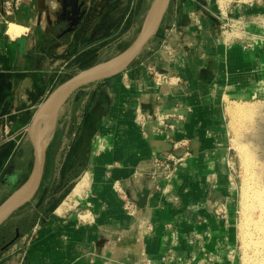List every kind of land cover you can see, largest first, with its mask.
<instances>
[{"label": "crops", "instance_id": "crops-1", "mask_svg": "<svg viewBox=\"0 0 264 264\" xmlns=\"http://www.w3.org/2000/svg\"><path fill=\"white\" fill-rule=\"evenodd\" d=\"M53 1L57 9L37 0L0 22V194L22 147L34 158L28 128L39 105L68 74L101 62L108 37L129 29L128 12H108V0ZM168 14L143 57L90 84L82 115L68 109L90 137L88 170L72 194L81 208L67 199L55 210L49 201L32 206L25 217L37 218L0 252V264H240L225 104L264 96V0L235 5L230 18L220 0H172ZM234 15L237 28L227 33ZM12 23L24 30L11 33ZM151 65L183 82L157 87ZM176 110L184 118L169 120L168 138L158 116ZM174 139H187L190 154L168 185L152 176V158L184 155ZM126 199L136 202L134 215Z\"/></svg>", "mask_w": 264, "mask_h": 264}, {"label": "rangeland", "instance_id": "rangeland-1", "mask_svg": "<svg viewBox=\"0 0 264 264\" xmlns=\"http://www.w3.org/2000/svg\"><path fill=\"white\" fill-rule=\"evenodd\" d=\"M152 1L153 0H108L109 6L110 3H114V5L112 6V10H108V12L116 13V8L121 9V11L118 12H128V17H126V19L124 20L125 24L127 23L129 29L126 33H124L123 36H120L119 39L117 38V36L108 37L106 47L101 50L100 57L96 59L97 61H105L117 55L121 52V50L127 47L137 37L138 33L142 28L145 16ZM261 1L263 0H220V4L222 3L221 5L224 11L228 13V18H230L231 15L229 14V11L234 9L235 5L255 4ZM115 3L121 4L115 6ZM168 12L165 16V24L169 23ZM233 17L235 18V22L233 23L236 25V18L238 17L235 15ZM234 27L237 28L236 26ZM227 29H229L227 28V26L225 29L223 28V30ZM229 30L227 31V33L231 32V28ZM155 36L146 45L148 49H151L153 47L154 44L152 43L156 41ZM230 36L232 37L231 34ZM146 47L137 59L143 57L144 53L148 51ZM69 76L70 75L68 74L67 78ZM59 82H61V79ZM92 85L86 86L81 90H78L76 94L71 96L69 101L61 108L58 115L56 132H60V136L58 139L59 147L54 156V164L52 166V169L50 170V173L48 174L46 179H43L44 187H49L48 201L51 210H55L56 207L63 203L66 199L68 200L67 203L74 205L73 208H81L80 204H76V202L72 198V194L74 193V188L77 184V181L81 178L83 173L88 170L86 169V162L87 157L90 153L89 130H85L82 132L81 123L77 124V122H73L78 121V118L73 119L72 117L67 116H70V114H68V109L71 106L73 107L74 105L75 107L77 106L78 115H82L81 112L83 111V106L87 97L86 94L90 91V89H92ZM231 106L233 108L238 106H244L243 108L251 110L259 109V112L256 114L257 116H255L253 123L258 127H261V130L264 133V96L255 97L252 99H229L225 104L227 129L229 132L228 136L231 156V171L234 177L237 195L236 197L238 199L239 263L264 264V230H261L260 228L255 226L256 222L260 221V218L264 216V210L259 207L260 205L259 203H257V200L254 197V192L258 188L257 179L259 178V176H256L253 172L254 166L252 167L247 158L243 157L246 155L245 152H242L244 150V147L242 148L241 142L237 141L238 137L239 140L240 138L243 139V135L249 127V125L245 122L247 119V114H234L233 108H231ZM65 118H68V121H65ZM75 145L76 150L79 148V150L75 152L78 153V165L80 164L81 167H77L74 170L73 177H70L72 173L69 175V177L67 176L65 180L66 184H64V161L66 160L67 154L70 153V151L75 147ZM20 152L21 153H19L17 157H15L14 160L9 164L5 174L2 177L3 189L0 194V200L5 199L13 190L20 186L24 182L25 177H27V175L29 174V171L31 170L33 164V154L31 147L27 146L26 149L22 147ZM258 152H264V145L258 148ZM4 184L8 186L4 188ZM40 196H37L33 201H31L32 203H28V205H26L21 210H18V212H16L10 219L6 221L4 227L0 230V252L4 249H9L17 242L15 241V243L8 245V243L16 236L17 228L22 217L25 216L27 210L39 203ZM68 196H70L71 199ZM19 238L17 240H19Z\"/></svg>", "mask_w": 264, "mask_h": 264}, {"label": "water", "instance_id": "water-1", "mask_svg": "<svg viewBox=\"0 0 264 264\" xmlns=\"http://www.w3.org/2000/svg\"><path fill=\"white\" fill-rule=\"evenodd\" d=\"M172 0H153L142 28L137 37L117 55L82 69L56 86L39 105L29 125V136L34 150L33 164L26 180L0 203V227L6 223L18 210L33 201L43 183L47 153L57 129V120L61 108L79 89L98 81L116 76L127 70L139 57L149 41L158 34L164 23L165 16ZM52 113L53 132L48 141H44L42 123L45 116ZM21 233L8 243L17 241Z\"/></svg>", "mask_w": 264, "mask_h": 264}, {"label": "built area", "instance_id": "built-area-1", "mask_svg": "<svg viewBox=\"0 0 264 264\" xmlns=\"http://www.w3.org/2000/svg\"><path fill=\"white\" fill-rule=\"evenodd\" d=\"M37 0H3L2 6L0 8V22L9 24L11 17L16 15L26 6H32V8H36ZM44 3L48 6H51L53 9H57L58 3L54 2L53 0H43ZM236 26L235 24L227 25V28H231ZM148 71L153 77L154 84L159 88H173L179 86L183 82V78L181 75L170 73L168 71H162L158 68L154 67L153 65L148 67ZM172 117L177 118H184L182 113H179L177 110L171 114L167 113L161 114L158 116L160 126L158 127L157 131H161L164 129L167 132V128H175V122H170L169 120ZM136 120L141 124L144 125L146 116L142 109L138 107L136 113ZM162 128V129H161ZM167 137L170 138L169 133L167 132ZM174 148L180 149L182 148L184 151V155L177 156L176 153L170 152L164 155H154L152 158V176L158 180H165L167 184L170 185V182L176 175V171L178 169V165L180 161L184 158V156L189 155L190 151L188 149V140H172ZM166 189V186H163V190ZM125 207L129 214L134 215L137 212L138 206L135 201L130 199L125 200Z\"/></svg>", "mask_w": 264, "mask_h": 264}, {"label": "bare ground", "instance_id": "bare-ground-1", "mask_svg": "<svg viewBox=\"0 0 264 264\" xmlns=\"http://www.w3.org/2000/svg\"><path fill=\"white\" fill-rule=\"evenodd\" d=\"M22 30H24V28L15 23H12L9 29V31L13 34L18 33ZM243 107L238 106V107L233 108L231 106V108H233L234 114H240V115L247 114V119L245 122L246 124L249 125V127L247 128L246 132L243 135V139L240 138L239 140V137H238L237 141L241 142L242 148L244 147L245 151L243 150L242 152H245L246 155L243 157L247 158V160L250 162V165H252V167L254 166L253 167L254 171L253 170L252 171L255 173L256 176H259V178L257 179L258 188L254 192V197L257 200V203H259L260 205L259 207H261L264 210V152H258V148L264 145V141H263L264 133L262 132L261 127H258L257 125H254L253 123L255 116H257L256 114L259 112V109L251 110V109H247ZM51 114L52 113L47 114L42 123L41 128H42V133H43L42 136H43L44 141H48L53 132L54 122H53V118ZM261 123H262V120H261ZM255 226H257L261 230H264V216L260 218V221L256 222Z\"/></svg>", "mask_w": 264, "mask_h": 264}, {"label": "trees", "instance_id": "trees-1", "mask_svg": "<svg viewBox=\"0 0 264 264\" xmlns=\"http://www.w3.org/2000/svg\"><path fill=\"white\" fill-rule=\"evenodd\" d=\"M126 48V47H125ZM70 77V76H69ZM68 77V78H69ZM67 77L64 79L66 80ZM63 80V81H64ZM59 136H60V132L57 131L56 132V135H55V138L53 139V142L51 143L49 149H48V153H47V165H46V170H45V179L46 177L48 176V174L50 173V170L52 169V166L54 164V156H55V153L59 147V142H58V139H59ZM81 144V143H80ZM79 144V145H80ZM79 150V148L76 150V145L75 147L70 151V153L67 154L66 156V160L64 161V166H63V182L66 180V177L71 174L70 177H73V172L74 170L77 168V167H81L80 164L78 165V162H79V159H78V153H76L77 151ZM76 151V152H75ZM68 183V182H67ZM64 184H66V181L64 182ZM49 187H44V180H43V183L41 185V188L37 194V196H40V203L41 205H44L48 202V199H49ZM36 196V197H37ZM32 203V202H31ZM30 204V203H29ZM28 205V204H27ZM26 206V205H25ZM24 206V207H25ZM22 207V208H24ZM21 208V209H22ZM20 209V210H21ZM18 212V211H17ZM29 217V216H28ZM28 217H22L21 221L19 222V225H18V228L17 230L20 231V233L23 231H26V229L28 228L29 224L32 222V220L34 219V217L37 218V216H33L31 215L29 218ZM5 225V224H4ZM4 225H2L0 227V230L4 227Z\"/></svg>", "mask_w": 264, "mask_h": 264}, {"label": "flooded vegetation", "instance_id": "flooded-vegetation-1", "mask_svg": "<svg viewBox=\"0 0 264 264\" xmlns=\"http://www.w3.org/2000/svg\"><path fill=\"white\" fill-rule=\"evenodd\" d=\"M47 165V164H46Z\"/></svg>", "mask_w": 264, "mask_h": 264}]
</instances>
